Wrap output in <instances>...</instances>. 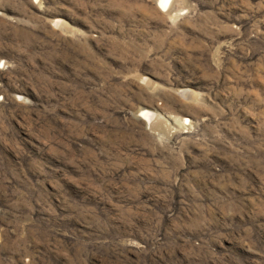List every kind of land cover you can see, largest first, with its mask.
<instances>
[{
  "label": "rangeland",
  "instance_id": "1",
  "mask_svg": "<svg viewBox=\"0 0 264 264\" xmlns=\"http://www.w3.org/2000/svg\"><path fill=\"white\" fill-rule=\"evenodd\" d=\"M158 1L0 0V264H264V0Z\"/></svg>",
  "mask_w": 264,
  "mask_h": 264
},
{
  "label": "bare ground",
  "instance_id": "2",
  "mask_svg": "<svg viewBox=\"0 0 264 264\" xmlns=\"http://www.w3.org/2000/svg\"><path fill=\"white\" fill-rule=\"evenodd\" d=\"M171 3H172V0H159L158 1V5L160 7L168 8V9L170 8ZM142 115L145 116L148 119L149 125H151L154 122L156 113L155 112L148 111V110H143ZM186 121H188L187 118H186Z\"/></svg>",
  "mask_w": 264,
  "mask_h": 264
}]
</instances>
